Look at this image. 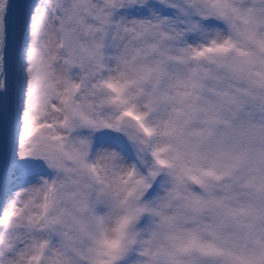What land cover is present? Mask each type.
I'll return each mask as SVG.
<instances>
[{
	"label": "snow or ice",
	"instance_id": "snow-or-ice-1",
	"mask_svg": "<svg viewBox=\"0 0 264 264\" xmlns=\"http://www.w3.org/2000/svg\"><path fill=\"white\" fill-rule=\"evenodd\" d=\"M0 264H264V0H0Z\"/></svg>",
	"mask_w": 264,
	"mask_h": 264
}]
</instances>
